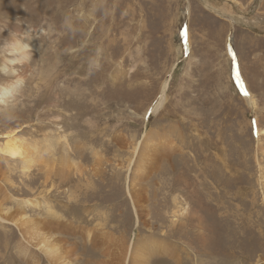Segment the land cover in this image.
<instances>
[{"label": "rangeland", "instance_id": "1", "mask_svg": "<svg viewBox=\"0 0 264 264\" xmlns=\"http://www.w3.org/2000/svg\"><path fill=\"white\" fill-rule=\"evenodd\" d=\"M22 31L32 70L22 106L0 114V146L19 130L31 153L80 169L51 177L1 157L0 201H42L24 211L79 264L138 236L166 245L149 264H264V0H0V67ZM152 130L158 161L140 177L133 143ZM20 244L1 224L0 264H30Z\"/></svg>", "mask_w": 264, "mask_h": 264}, {"label": "bare ground", "instance_id": "2", "mask_svg": "<svg viewBox=\"0 0 264 264\" xmlns=\"http://www.w3.org/2000/svg\"><path fill=\"white\" fill-rule=\"evenodd\" d=\"M9 44H10V47L8 46V48H9V53H10L9 57L10 58L6 56L7 61L4 62L0 67V71H2V72L4 71L5 72L4 74L6 75V76L4 75L2 77L3 79L6 78L5 82L0 84V114H3V116H4L3 112H5L8 115V118L15 115L12 113V111L15 110L19 105L21 107L22 104L24 103V101H22V102L20 101L18 96L23 95L24 90H25V86H23V83H25L27 80V78H26L27 72L32 70L31 69V65H32L31 64V60H32L31 58L33 57V56L31 57L32 48H33L32 46H34V44H36V43H35L34 37L32 38V34H30L27 31H25V32L22 31L18 34V36H16V35L13 36ZM10 64L14 65V67L16 65H19V72H18L17 68L15 69L12 65L10 66ZM11 76H14L15 78H13V79L9 78ZM165 96L166 95L164 92L161 95V97L159 98L157 104L154 106L153 112H157L162 107V105L166 99ZM247 96H248L247 99H248L249 103L254 106V100H253L251 94L249 93ZM0 119H2V118L0 117ZM19 119H20V117L18 116V120ZM18 131L19 130H14V131H10V133H7V135L9 136V139H7V141L5 143H3V145L0 146V152H1V155H0V173L3 171H7V169H4L5 166L2 163L1 157L3 159H7L10 161H13L14 159L19 158L22 161V165H23L24 169L29 170V169H36L37 168V169H39V171L46 173V175H48V176H51L52 174L64 175L65 170L67 169V172H68L69 167L70 168L74 167L77 170L80 169V167H78V165H76L78 162L75 163L72 158L68 159V156L65 157V155H63V154H61L62 156H60V157H54L53 153H51V156H48L47 154L43 153L42 150L31 153V151H29V149L26 146L27 142H25V139L22 137H15V134L17 135ZM154 131L153 130L149 131L150 133L147 132L148 134H146L144 139L142 141H140L139 143H137V145L135 144V142L133 143L134 146H133L132 153H134V156L136 157L134 162H136V163L138 162V166L135 167L136 168L135 172L140 177L143 174V172L145 171V168H143V166H144V164L147 163V161L153 160V163L155 162V164L158 161L157 160L158 159L157 152H159V151H155L150 146V143L153 142L156 138V134ZM37 143L35 142L30 147H32V149L35 148L36 146H38ZM126 143H128V141ZM118 144H120V143H118ZM63 145H65V144H63ZM161 145H163V144H161ZM44 146H45L44 152H47V150H49V151L53 150L51 142L50 143L45 142ZM120 147H122V146H120ZM32 151H34V149ZM47 153H49V152H47ZM6 156H7V158H6ZM130 161H133V159L131 158ZM150 164H151V162H150ZM146 171H148V170H146ZM3 177L6 181H11V179H10L11 177L9 178V177H7V175H3ZM62 178H61V180H62ZM136 181H137V179H135V177H134L133 182L131 184H129V186H128V189H129L128 193L132 199V204H133L135 210L139 206H141L139 202L137 203L138 198H139V196L137 194H138V192H141V191H140V189L136 188V184L138 183ZM9 183H12V181ZM142 194H144V193H142ZM142 200H144V199H142ZM25 203L36 206L37 208H40L42 206V201L33 200L31 198L23 199V201L21 200V202H20L21 208H19V209H13L12 207L7 206V205H5V203L0 201V226H1V224L5 223V224H9V226L11 225V226H14L17 228V230L20 234V237H21V244L18 247V249L21 251V253H23L24 255L27 256V257H25V256H23V257L27 258L28 261L30 262V264H41V262H43V260H45V261L47 260L48 261L47 264H79L78 263L79 258L74 259V260L67 259L69 257L68 253H71V251H72L71 249L64 251L63 254L65 255V257L61 258L60 251L62 250L63 247L61 245H59L57 242V239H60V238L54 233V230L56 227L55 228L51 227L53 225L49 226L51 223L48 224L49 222H46L45 219H43V218L41 219L37 216H33V215L29 214L28 212H25L24 211V205H26ZM142 207L143 206H141V208ZM141 208H140V210H141ZM142 209H144V208H142ZM48 210H49L48 211L49 213L52 211L50 208ZM138 212H139V210H138ZM140 213H143V212H140ZM57 217H59V216H57ZM109 235H110L109 238L111 239L112 238L111 234H109ZM199 235H200V233H199ZM100 238H102V237H100ZM116 238H118V237H115L114 239H116ZM120 238L121 237H119V239ZM95 239H97V238H95ZM119 239H116V240H119ZM151 239H147V238L138 236L134 241H132L131 244H129L125 248L124 251H121L122 241L121 242L117 241L116 243H119V244H117V246H119V247H117V248L115 247L110 252H108V248L106 250H104L103 254L106 255V258L104 256L103 259H100L98 262L96 261L95 264H149L150 263V260H148L149 256L154 254L155 252L167 254V252H159L160 249L165 248L166 245H164L160 241H155V239L154 240L153 239L151 240ZM114 242H112V244L116 245V243H114ZM124 244H126V243H124ZM115 245H113V246H115ZM3 248H5V246ZM114 250H119V251H114ZM38 254H40V256H41V261H38V258H37ZM116 256H119V259H120V261L118 263L114 261V260H117V259H115ZM0 257H1V259L4 258V255L0 254Z\"/></svg>", "mask_w": 264, "mask_h": 264}, {"label": "snow or ice", "instance_id": "3", "mask_svg": "<svg viewBox=\"0 0 264 264\" xmlns=\"http://www.w3.org/2000/svg\"><path fill=\"white\" fill-rule=\"evenodd\" d=\"M240 79V77H239V75L237 74V80H239ZM241 87H243V85H241ZM245 95H248V93L245 91V93H244Z\"/></svg>", "mask_w": 264, "mask_h": 264}]
</instances>
